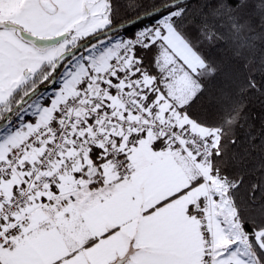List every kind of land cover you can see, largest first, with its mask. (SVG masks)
Listing matches in <instances>:
<instances>
[{"label":"snow or ice","instance_id":"6c2138e0","mask_svg":"<svg viewBox=\"0 0 264 264\" xmlns=\"http://www.w3.org/2000/svg\"><path fill=\"white\" fill-rule=\"evenodd\" d=\"M0 264H264V0H0Z\"/></svg>","mask_w":264,"mask_h":264},{"label":"trees","instance_id":"16d2710c","mask_svg":"<svg viewBox=\"0 0 264 264\" xmlns=\"http://www.w3.org/2000/svg\"><path fill=\"white\" fill-rule=\"evenodd\" d=\"M255 111V110H254Z\"/></svg>","mask_w":264,"mask_h":264}]
</instances>
